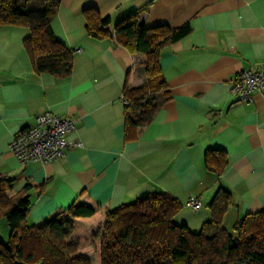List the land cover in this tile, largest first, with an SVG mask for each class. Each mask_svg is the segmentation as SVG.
Masks as SVG:
<instances>
[{"label": "crops", "instance_id": "1", "mask_svg": "<svg viewBox=\"0 0 264 264\" xmlns=\"http://www.w3.org/2000/svg\"><path fill=\"white\" fill-rule=\"evenodd\" d=\"M86 7L108 15L110 28L134 12L149 27L191 28L160 52L169 98L128 135L123 87L143 83L144 56L91 36ZM50 26L72 51L65 77L35 69L23 45L26 27L0 24V173L15 190L28 187L29 224L78 200L115 208L168 192L182 205L174 220L198 231L219 187L233 201L223 216L229 232L244 213L264 207V91L249 101L232 91L237 72L264 59V0H60ZM45 110L73 117L70 136L82 146L48 162L21 163L8 143ZM189 196L203 206L187 207Z\"/></svg>", "mask_w": 264, "mask_h": 264}, {"label": "trees", "instance_id": "2", "mask_svg": "<svg viewBox=\"0 0 264 264\" xmlns=\"http://www.w3.org/2000/svg\"><path fill=\"white\" fill-rule=\"evenodd\" d=\"M31 1L18 5L0 0V24L26 27L29 33L23 45L35 69L65 77L71 72L72 51L56 39L50 26L60 0H42L37 7L29 6ZM82 13L91 36L114 39L144 56L143 83L130 87L125 82L123 87L128 135L130 129L149 124L169 98L160 52L191 28L188 23L149 27L136 12L110 28V17L95 7ZM218 157L224 165V156ZM232 202L230 192L219 187L208 204L210 219L198 231L174 220L182 205L168 192H153L115 208L106 202L78 200L29 224L28 187L15 190L13 179L0 173V220L9 227L7 238L0 236V264H264V207L244 213L229 232L223 216Z\"/></svg>", "mask_w": 264, "mask_h": 264}, {"label": "built area", "instance_id": "3", "mask_svg": "<svg viewBox=\"0 0 264 264\" xmlns=\"http://www.w3.org/2000/svg\"><path fill=\"white\" fill-rule=\"evenodd\" d=\"M232 91L239 101L251 100L254 91L263 92L264 59L238 71L233 80ZM75 128L73 117L45 110L38 113L31 124L17 132L8 146L21 163L48 162L62 157L66 150L82 146L78 138L70 136ZM185 205L198 209L203 203L201 199L189 196Z\"/></svg>", "mask_w": 264, "mask_h": 264}, {"label": "rangeland", "instance_id": "4", "mask_svg": "<svg viewBox=\"0 0 264 264\" xmlns=\"http://www.w3.org/2000/svg\"><path fill=\"white\" fill-rule=\"evenodd\" d=\"M14 1L18 5H20L22 3V0H14ZM41 2H42V0H32L28 5L37 7V6H39L41 4ZM8 234H9V227H8L7 223L3 219H1L0 220V236H2L4 239H6ZM89 254L92 255L91 252H89Z\"/></svg>", "mask_w": 264, "mask_h": 264}]
</instances>
